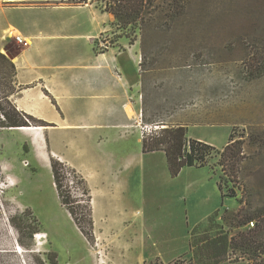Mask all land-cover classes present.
Masks as SVG:
<instances>
[{
  "label": "rangeland",
  "instance_id": "rangeland-1",
  "mask_svg": "<svg viewBox=\"0 0 264 264\" xmlns=\"http://www.w3.org/2000/svg\"><path fill=\"white\" fill-rule=\"evenodd\" d=\"M11 1L1 0L0 6L14 5ZM94 1L105 11L101 0ZM120 37L137 43L141 53V126L159 125L141 127L144 134L184 125L188 137L217 147L233 133V142H243L240 165L247 169L246 178L231 174L233 159L216 152L206 165L210 169L186 168L173 178L162 151L140 157L136 138H115L118 169L81 173L96 207L90 241L62 205L52 169L29 155L28 135L1 129L0 264H144L179 258L214 264L209 240L247 227L230 228L221 214L237 211L245 190L264 185V148L259 150L258 142L264 135V0L146 1L136 21L121 24L114 16L97 48ZM1 48L13 54L21 46L10 38ZM73 175L65 183L80 199ZM217 182L228 197H222ZM217 208L220 214L208 222L206 211ZM230 257L222 262L235 264V255Z\"/></svg>",
  "mask_w": 264,
  "mask_h": 264
},
{
  "label": "crops",
  "instance_id": "crops-1",
  "mask_svg": "<svg viewBox=\"0 0 264 264\" xmlns=\"http://www.w3.org/2000/svg\"><path fill=\"white\" fill-rule=\"evenodd\" d=\"M12 1V6H0V51L10 38L21 46L12 54L20 88L12 99L19 110L47 125L4 130L28 135L33 160L51 169L54 157L79 173L103 174L107 167H115L118 144L114 139L129 142L133 137L139 156L162 151L166 157L163 150L143 151L139 93L143 95L144 74L137 43L120 37L106 48H97L99 41L104 43L100 37L109 31L114 15L93 0L81 4ZM16 35L27 43L19 42ZM131 155L133 151H128ZM203 167H184L177 176L186 168ZM219 208L206 213L211 216ZM95 212L93 206V216Z\"/></svg>",
  "mask_w": 264,
  "mask_h": 264
},
{
  "label": "trees",
  "instance_id": "trees-1",
  "mask_svg": "<svg viewBox=\"0 0 264 264\" xmlns=\"http://www.w3.org/2000/svg\"><path fill=\"white\" fill-rule=\"evenodd\" d=\"M146 1L150 0H111L106 7V11L114 14L119 23H131L142 17V12ZM1 2V0H0ZM17 84V66L6 53L0 51V130L5 128L25 127V126H43L47 123L41 119L21 111L13 101L12 97L18 92ZM187 126H166L158 131H152L149 135H143V151L150 152L163 150L166 153L168 168L172 176H177L180 171L187 166L203 167L208 165L209 159L214 153H220L221 156L228 155L233 159L229 172L235 177L247 176V169L241 166L244 159L243 142L234 141V134L231 133L229 141L220 151L211 143L188 137ZM259 150L264 148V135L259 139ZM223 164V170L227 172ZM51 169L53 173L55 188L62 205L69 211L78 228L88 240H92L94 235V216L92 206L91 188L86 178L77 171L76 168L51 157ZM76 187L79 188L80 199L72 197L71 190L65 182H70L69 175L72 174ZM219 189H223L221 182L218 183ZM222 193V196H227ZM242 205L237 211L224 210L221 219L230 228L247 226L238 232L230 233L223 231L209 240L208 246L212 248L211 254L214 264L224 260H231V255H235L232 260H246L248 264H264V185L255 189L245 190ZM82 214H80V211ZM220 214V209L212 215ZM209 216L208 222L213 216ZM254 222V226H251ZM196 242V241H195ZM194 241L191 240V246L194 247ZM144 264H193L186 258H179L174 261L164 263L156 261Z\"/></svg>",
  "mask_w": 264,
  "mask_h": 264
},
{
  "label": "built area",
  "instance_id": "built-area-1",
  "mask_svg": "<svg viewBox=\"0 0 264 264\" xmlns=\"http://www.w3.org/2000/svg\"><path fill=\"white\" fill-rule=\"evenodd\" d=\"M110 1H111V0H101V2L104 4V8H105V9H106V7L110 4ZM16 38H17V40H18L19 42H24V44L27 43V41H24V40H23V38H22L21 35H16ZM152 126H154V128H159V125H148V124H146V125H144V126H141V127H142L143 130H146L147 128H150V129H151ZM143 133H144V132H143ZM250 224H251V226H254V222H251Z\"/></svg>",
  "mask_w": 264,
  "mask_h": 264
},
{
  "label": "bare ground",
  "instance_id": "bare-ground-1",
  "mask_svg": "<svg viewBox=\"0 0 264 264\" xmlns=\"http://www.w3.org/2000/svg\"><path fill=\"white\" fill-rule=\"evenodd\" d=\"M10 32H11V31H10ZM14 33H16V31L11 32V34H14ZM45 236H46L45 233H38V234H37V237H39V238H41V237H45Z\"/></svg>",
  "mask_w": 264,
  "mask_h": 264
},
{
  "label": "water",
  "instance_id": "water-1",
  "mask_svg": "<svg viewBox=\"0 0 264 264\" xmlns=\"http://www.w3.org/2000/svg\"><path fill=\"white\" fill-rule=\"evenodd\" d=\"M6 54L10 57V58H13V55L10 53V52H6Z\"/></svg>",
  "mask_w": 264,
  "mask_h": 264
}]
</instances>
